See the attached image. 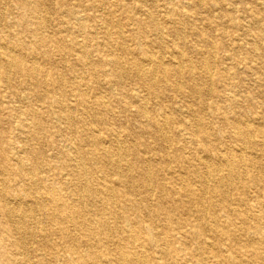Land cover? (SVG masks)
<instances>
[{
	"label": "bare ground",
	"instance_id": "bare-ground-1",
	"mask_svg": "<svg viewBox=\"0 0 264 264\" xmlns=\"http://www.w3.org/2000/svg\"><path fill=\"white\" fill-rule=\"evenodd\" d=\"M51 2L0 0V28L16 31H0V256L7 264H264V116L241 111L238 73L218 75L227 108L238 109L221 136L176 103L183 85L200 104L212 95L194 82L183 51L212 56L208 31L240 30L225 60L264 85V0H251L240 19L212 0H59L57 24L46 18ZM187 29L195 40L169 62L153 51ZM196 63L211 73L208 58ZM122 103L136 108L143 133L125 128L131 143L122 141L117 124L114 142L105 141L100 129Z\"/></svg>",
	"mask_w": 264,
	"mask_h": 264
},
{
	"label": "rangeland",
	"instance_id": "rangeland-1",
	"mask_svg": "<svg viewBox=\"0 0 264 264\" xmlns=\"http://www.w3.org/2000/svg\"><path fill=\"white\" fill-rule=\"evenodd\" d=\"M177 2V0H175ZM208 2V0H197V2ZM210 1V0H209ZM212 1H216L218 4H220L221 6H226V9L233 11V15L236 17V19H238L239 17H242L243 15H251L252 10L250 9L251 7V0H212ZM52 4V13L47 14L46 18H48V20L50 21L51 24H57L61 21V18L59 19L56 14H55V10L58 9V4H59V0H52L51 2ZM86 5V4H85ZM84 5V6H85ZM246 9L247 12H246ZM55 12H54V11ZM122 10V9H121ZM89 12H91L90 10H88ZM87 11V12H88ZM184 11H186L184 9ZM88 12V13H89ZM246 12V13H245ZM21 13L20 10H18L16 12L17 15H19ZM124 14V13H123ZM220 15V14H217ZM240 19V18H239ZM9 18H7V20H5V22H8ZM93 23H88V25H92ZM123 25L124 28L126 30H128L131 26L129 22L127 23L126 20L123 21ZM197 25L199 27H204L207 24L204 23L202 24L201 22H197ZM94 34H98L100 33L97 29H92ZM1 32H8L11 35L15 34L16 31L13 28H8V27H1L0 28ZM187 32H183V37L181 38H177L175 36L172 35H166V39L169 40V45L168 48L166 47L165 50L164 49H159V48H154L153 51L159 53L160 55L162 54L163 56H165V61L169 62L170 60H172L173 58L171 57L170 53H174V52H178L179 49L181 50V44L182 43H187L186 45H189L190 43H192L195 39L193 37H188L189 33L191 32L190 29H187ZM241 31L238 30L237 32L234 31L233 29H229L228 30V35L227 37H222V33L221 32H217L215 30L213 31H208V38L210 41H212L215 45L217 46V48L213 47L212 50V56L211 53H207L203 54V55H195L194 53L191 52V50H188L187 47L183 48V51L185 52V56L187 57L188 60L191 59V57H193V66H194V82L196 84H198L200 87L202 88H206V87H210L213 91H212V95L209 97H206L207 100H205L204 104H200L197 102V100H195V98L188 96L189 94L187 93L186 89H184V85L180 86L179 88V94H178V98L176 99V103L177 105H179L182 108V113L186 115V111L188 110L189 107L196 109L199 111V115L204 119V121L209 124L214 131L219 132V136L223 135V132L221 134L220 130H223L224 126H226L227 124V120L228 118H232L234 117L233 112H236L238 109H236V107H233V110L230 109L229 107L227 108L226 106V97L227 94L225 92V88L222 87L219 89V84H218V75L220 73L223 74H234V73H238V75L240 74L239 80L238 82L242 83L241 89H240V94L242 95V98L238 100V102H241L242 100V105H241V111L243 112V114L245 115V111L246 109H249L252 112H257L256 115V119H258L259 117L264 116L263 112H264V85H257L254 81V77L252 75V71H247L245 69L242 68L241 66H237L235 65L236 63H234L233 61H227L225 60V57H227V55H231V49L235 48L234 44L237 46L238 42H239V35L242 33H240ZM211 35V36H210ZM230 35H233L230 38ZM237 36L239 38H237ZM185 39V40H184ZM173 43H177L178 46H175V44L173 45ZM225 44H227L229 46V48H221V45L225 46ZM179 47V48H178ZM170 50V51H169ZM206 51V50H205ZM170 52V53H169ZM203 56L204 58H208V62H210V66H211V73L210 74H206L204 73L201 69H200V64H197L196 62L198 60H203ZM260 56H261V61L264 62V50H261L260 52ZM202 58V59H201ZM250 58V57H249ZM177 61V60H176ZM179 62V60L177 61ZM195 62V63H194ZM233 66H235L237 69H233ZM262 71H264V66H262ZM188 70V69H187ZM187 72V71H186ZM211 77V79H210ZM233 82L237 83L235 80H233ZM220 90V92H219ZM253 95L254 99L252 100L249 96ZM188 96V97H187ZM251 99V100H250ZM164 101L168 104L167 100L164 99ZM217 105L218 109H216V111L212 110V106ZM148 106L150 109L154 108L157 106V101L151 97V100L149 99L148 102ZM125 103L119 104L118 106L114 105L113 107V117L109 118L106 117L107 120V126L104 127L102 126L100 129L101 131V135L104 138L105 141H111L114 142V137L111 138L112 136L109 135V131L111 128L114 127V125L120 124L122 125V128L117 127V137L120 140H126V142L131 143V140L126 137V130L125 128H130L131 130L135 131L138 134H142L143 131L142 129L139 127L137 121H140L141 118L139 117L138 113L136 112V108L131 106L132 111L127 112L125 111ZM153 110V109H152ZM247 114V113H246ZM264 118V117H263ZM264 125V122L261 124ZM180 125L178 124H172V129L176 127L178 128ZM264 128V127H263ZM109 129V130H108ZM147 139L150 140V142H152V139L146 135ZM229 145L232 144L235 148V153L237 155L240 154L241 151V146L240 144L237 145L235 142L232 141V143H228ZM152 146H155V144H152ZM171 152V150L169 151ZM172 153V152H171ZM149 155H154V154H149ZM0 264H7L6 259L3 258L2 256H0Z\"/></svg>",
	"mask_w": 264,
	"mask_h": 264
}]
</instances>
